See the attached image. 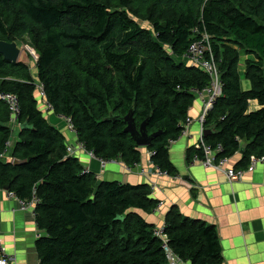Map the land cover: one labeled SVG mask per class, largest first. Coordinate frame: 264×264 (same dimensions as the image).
I'll return each mask as SVG.
<instances>
[{"label": "trees", "instance_id": "16d2710c", "mask_svg": "<svg viewBox=\"0 0 264 264\" xmlns=\"http://www.w3.org/2000/svg\"><path fill=\"white\" fill-rule=\"evenodd\" d=\"M196 30L197 35L192 31ZM207 38L218 68L221 94L207 112L203 136L215 158L241 153L238 169L264 155V0H0V40L33 49L34 70L0 55V92L17 97L20 129L10 158L0 160V190L39 202L35 222L45 233L35 242L38 264H168L155 227L138 213L151 214L158 202L146 185L98 180L83 173L66 153L62 134L38 108V84L55 115L69 118L77 141L105 161L133 168L139 146L112 112L134 107L136 128L148 119L149 134L161 131L147 148L151 163L175 177L170 141L196 103L195 92L210 78L187 64L189 45ZM242 56L243 90L238 66ZM260 109L249 111V102ZM11 115L0 101V151L11 137ZM203 159L190 147L186 159ZM162 233L170 251L189 264H221L217 230L191 220L174 207Z\"/></svg>", "mask_w": 264, "mask_h": 264}, {"label": "crops", "instance_id": "0c3cea01", "mask_svg": "<svg viewBox=\"0 0 264 264\" xmlns=\"http://www.w3.org/2000/svg\"><path fill=\"white\" fill-rule=\"evenodd\" d=\"M248 58H240L239 74L244 73ZM245 82L241 86L245 85L243 90H248L249 83ZM39 98L38 107L40 104L43 108L44 118L62 134L66 145L75 146L78 142L75 132L69 130L65 118L47 109L44 100ZM201 107L197 100L189 112L193 122L187 137L180 138L169 148V159L176 177L155 175L147 148L140 149V163L129 170L120 160L109 161L102 168L98 160L80 150L73 156L98 180L148 186L151 197L158 202L157 209L151 214L134 212L156 229L164 225L166 214L175 207L184 217L216 228L221 264H264V164L232 183L212 168H205L198 162L189 164L186 151L198 141L200 126L196 119ZM259 109L257 101L249 102L250 112ZM240 159L241 154L235 155L226 167L238 170ZM41 236L45 233L38 230L31 211L22 210L15 199L8 198L6 191L0 190V241L17 264H38L35 242ZM180 264L189 263L181 261Z\"/></svg>", "mask_w": 264, "mask_h": 264}, {"label": "built area", "instance_id": "2783aa9c", "mask_svg": "<svg viewBox=\"0 0 264 264\" xmlns=\"http://www.w3.org/2000/svg\"><path fill=\"white\" fill-rule=\"evenodd\" d=\"M193 34L197 35L198 33L196 30L192 31ZM207 38H203L201 41H195L191 43L186 51V53L183 55L184 60L189 65L200 67L204 72L208 75L210 78V84L209 86L201 91V92H195L197 100H199L202 104V109L197 117V122L200 126V132H199V138L196 144L194 145V148L201 150L204 154L203 159L194 158L192 162H198L200 165H202L205 168H212L215 171H218L222 173L226 180L229 183L240 181L246 172H253L256 166L260 164H264V155L262 156H251L249 158L248 164L245 167V169H233V168H227L226 164L230 160L227 159H219L217 160L215 158V155L217 152L220 151V148H217L216 150H211L209 146H207L203 141V124L205 121V116L207 112L212 108L216 98H218L221 94V82L219 77L218 68L214 62L213 59V53L209 46L204 45V42ZM40 89V86H38ZM41 95H43L42 90L40 89ZM0 101H2L6 106L7 109L11 115V121L9 123L10 128V134L11 137L8 139V141L5 143L4 148L0 151V160L5 162H10L12 159L10 158V149L12 148L13 142L15 141V138H17L18 131H20V122H18V118L20 115V106L19 102L16 96L10 94V93H1L0 92ZM47 108L49 106L47 105ZM69 130H73L71 120L69 118H65ZM191 118H187L184 123L181 124V133L178 138V140L182 137H187V131L192 124ZM177 140V141H178ZM176 141H170V146L174 144ZM82 151L85 154H87L90 158L98 160L101 167H105L107 162L102 159L97 158L92 151H88L85 149L84 145L82 143L77 142V144L74 146L72 144L66 145V153L70 157H74L73 155L76 153V151ZM152 153H150V156ZM75 158V157H74ZM154 174L162 177V176H168L164 171H161L158 167L153 165ZM129 170V168H128ZM83 173H90L88 169H84ZM176 177V176H175ZM35 190H33V195L29 202H22L14 195L12 192H7L6 195L8 198L15 199L18 204L20 205L22 210H30L33 216L35 215V206L38 204L39 200L35 195ZM162 228L155 229L154 234L159 237L162 240V248L166 254V259L168 264H180L181 260L174 255L170 249L167 246L166 238L162 233ZM0 264H17L15 262V259L13 256H10L3 244L0 241Z\"/></svg>", "mask_w": 264, "mask_h": 264}, {"label": "water", "instance_id": "95a60500", "mask_svg": "<svg viewBox=\"0 0 264 264\" xmlns=\"http://www.w3.org/2000/svg\"><path fill=\"white\" fill-rule=\"evenodd\" d=\"M21 52H22V46L18 45L16 41L5 42L0 40V55L3 56L5 61L11 63L19 62L20 61L19 57ZM36 95L38 94L36 93ZM37 100L39 102L40 98ZM38 108L43 114L45 113L43 108H41L40 104ZM133 111H134V107H131V109L126 115H115L112 112H110L109 116L105 118V121H111V122L120 121L124 123L126 125L124 131L128 132L131 135L132 139L136 142L139 148L140 149L148 148L151 145L152 141L161 134V131L149 134L146 130L148 119H146L137 129L133 120ZM25 128H28L26 122L20 125V129L23 130ZM210 133H211L210 130H205L203 132V136L205 137ZM242 151L243 150L240 151V154L242 153ZM24 162L25 161H21L13 158L10 163L14 166H17L23 164ZM3 190L7 191L8 186H5Z\"/></svg>", "mask_w": 264, "mask_h": 264}, {"label": "rangeland", "instance_id": "374dc122", "mask_svg": "<svg viewBox=\"0 0 264 264\" xmlns=\"http://www.w3.org/2000/svg\"><path fill=\"white\" fill-rule=\"evenodd\" d=\"M21 46H22V52L20 54V57H19V60L22 61V62H25L27 63L30 68L32 70H34V65H35V60L37 58L35 52L33 51L32 48H30L28 45L24 44L23 42H20ZM239 67V66H238ZM240 81H241V84L242 82H245L244 80V75L243 74H240ZM246 83V82H245ZM39 85V84H38ZM243 86L245 85H242V89H243ZM38 94H40L39 92H37ZM38 95H36L37 97ZM40 96V95H39ZM39 96L37 97V99H39ZM202 109V107H201ZM201 112V110H200ZM45 117V116H44ZM20 128V126H19ZM19 133V131H18ZM5 191V190H4ZM8 191V190H7Z\"/></svg>", "mask_w": 264, "mask_h": 264}, {"label": "clouds", "instance_id": "9594fccd", "mask_svg": "<svg viewBox=\"0 0 264 264\" xmlns=\"http://www.w3.org/2000/svg\"><path fill=\"white\" fill-rule=\"evenodd\" d=\"M38 86H40V85H38ZM37 92H39V93L41 92L39 88L37 89ZM37 92H36V93H37ZM42 92H43V91H42ZM37 94H38V93H37ZM39 95H40V96H39ZM38 96L41 97V98L44 100V95H41V93H40V94H38ZM36 99H37V98H36ZM37 101H38V100H37ZM44 105H45L46 107H47V105H48V104L46 103L45 100H44ZM48 106H49V105H48ZM49 108H50V107H49ZM49 108H47V109H49ZM20 125H21V123H20ZM10 162H11V161H10ZM7 192H8V191H7Z\"/></svg>", "mask_w": 264, "mask_h": 264}]
</instances>
